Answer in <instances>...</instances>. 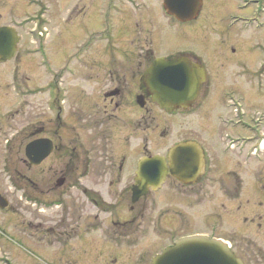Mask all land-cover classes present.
<instances>
[{"label":"flooded vegetation","instance_id":"af4514ba","mask_svg":"<svg viewBox=\"0 0 264 264\" xmlns=\"http://www.w3.org/2000/svg\"><path fill=\"white\" fill-rule=\"evenodd\" d=\"M103 1L101 0V7ZM117 1L118 4L131 5L132 10L136 9L135 6L141 7L139 0ZM259 1L245 0L244 6H252ZM246 7L229 14L224 33L223 30L219 32L222 34L220 37L216 36L213 18L203 15L202 1L198 3L196 17L188 20L170 15L162 4L168 25H173L169 27L175 29L174 34L153 30L155 27H162L156 15L147 18L144 28L135 34L140 23L126 12L127 16L121 19L120 27L116 26L118 30L114 26L112 32L107 29L97 43H84L79 53L72 56L71 35L68 29L64 31L71 21V0H0V28L10 27L11 32H15L14 37L11 35L7 38V45L0 47V107L5 106L9 91L19 95L20 107L29 101L26 97L30 95L47 96L52 116L48 127H42L35 139L47 138L52 141L50 156L57 154L65 158L61 172L63 176L60 178L62 184L68 183V187H79L82 190L80 210L76 207L75 212L70 215L68 212L59 219L52 218L49 221L52 223L49 231L53 234L50 243L53 244V249L59 246L64 251L67 264L69 258L75 256L65 252L67 248L77 251L76 257L81 261L89 256L94 263H98V260L102 261L105 239L123 241L128 238V243L133 244L132 248L136 245L131 242L140 239L131 236L134 230L140 228L135 226L137 216H103L107 212L102 209L105 199L102 192L92 188L97 186L106 185L110 196L118 194V187L123 183L124 189L131 193L133 204L142 199L146 201L149 196L158 195L162 191L179 196L182 201H191L194 205L204 199L202 193L209 194L211 198L221 196L224 201L237 200V210L240 212H246L250 208L253 213L251 222L263 227L264 179L255 178L249 183L245 165L249 153L259 156L258 149L264 140V131L259 133L261 139L256 146L255 138H249L245 133L243 121L233 117L235 107L243 102L239 93L247 63L250 62L256 71L261 65L258 59H248L243 52L238 51L235 38L232 41L228 38L229 33L234 31L239 36L241 31L244 32V29L254 24L252 17L247 15ZM117 12L120 13L119 6L116 7ZM204 17L208 19H202ZM59 25H62L61 31ZM165 25L168 26L166 23ZM204 26L207 28L203 29ZM57 28L58 36L55 34ZM131 28L134 34H130ZM186 28L192 30L188 32L192 36L187 41L184 40ZM141 33L144 34L143 37L140 36ZM56 37L59 38L58 41ZM14 40L13 57L3 59L8 45ZM199 40L204 48L198 44ZM56 42L59 51L55 52L57 55H51L52 48L55 49L52 43ZM184 42L188 44L185 45ZM217 44L223 50H214ZM93 45L97 49L92 50ZM207 48L209 51L205 50ZM61 58L63 63L60 62ZM73 58L77 59L79 66H72ZM160 58L182 59L186 65L204 69L197 71L204 72L207 79L201 84L197 98L188 109L179 107L169 112L161 108L155 101L151 83L143 82L147 71ZM37 64L48 71L50 78L48 82L33 85L26 73L35 69ZM219 69H226L230 77L224 85H218V88L223 89L216 101L217 108L214 110L218 109L217 113L211 116L207 113V108L215 99L212 96L215 84L212 76ZM19 77L20 81L15 82ZM9 79L13 82H9ZM215 82L218 84V78ZM72 105L78 109L72 110ZM23 110L17 109L16 113L20 114ZM158 110L168 115L172 119L170 124L177 128V140L168 147L165 154H152L148 149L152 138L153 112ZM184 113L195 114L196 117L205 115L207 119L204 120L206 124L199 123V131H195V136L180 140L179 123L183 120ZM2 119L0 116V132L3 129ZM77 124L79 132L73 133ZM167 132L168 130L162 132L161 139L166 137ZM77 139H80V146H73V143L77 144ZM185 141L197 143L203 160L194 179L188 182L171 173L169 160L171 148ZM156 155L166 160V179L157 190L150 188L146 195L133 202V187L136 185L139 166L144 160ZM177 168L179 169V164ZM88 203L90 209L96 210L88 211ZM250 203L253 204L249 205ZM221 207H225L224 202ZM134 208V205L129 206V215ZM172 212V217H175L179 209ZM165 214L168 215L165 212L163 219ZM245 218L248 217L245 215ZM107 219H110L112 226H104V220ZM36 225L39 227L41 224L38 222ZM262 252L263 250H258L261 257ZM58 259L62 261L63 258ZM152 259L153 257L148 264H151ZM144 260L141 258L139 262H145ZM109 261L116 264L118 258L115 255L109 257ZM136 262L139 263L138 259Z\"/></svg>","mask_w":264,"mask_h":264},{"label":"rangeland","instance_id":"374dc122","mask_svg":"<svg viewBox=\"0 0 264 264\" xmlns=\"http://www.w3.org/2000/svg\"><path fill=\"white\" fill-rule=\"evenodd\" d=\"M244 1L202 0L203 15H208L215 21L217 37L222 35L219 34L220 31L223 30L224 33L229 14L237 13L246 7ZM138 2L141 7L135 6L136 9L132 10L131 5L118 4L117 0H104L102 7L101 0H71V21L64 31L68 29L71 35L72 56L79 53L84 43H97L100 37L106 34L107 29L112 32L114 26L115 30H118L121 19L127 16L126 12L133 15L132 18L140 23L135 34L144 28L147 18H153L155 15L160 20L161 24H158L162 27H155L153 30H159V33L164 34H174L175 29L169 27L173 25H168V18L162 9L163 0H139ZM117 6L120 7V13H116ZM246 10L248 16H254V24L244 29V32L241 31L239 36L234 31L229 33L228 38L231 41L235 38L238 42V51L243 52L248 59H258L261 65L256 71L257 69L253 70L250 62L247 63L242 90L239 93L243 102L234 111L233 117L243 121L245 133L249 138H255L257 146L261 139L259 133L264 131V2L259 1L252 6H247ZM202 19L207 20L208 17ZM206 28V26L203 27V29ZM58 31L59 28L56 30V36H58ZM190 31H192L190 28L184 29L185 41L192 36L188 33ZM130 34H134L132 28ZM140 36L143 37L144 34L141 33ZM198 39L202 40L200 37ZM56 40L58 41L59 38L56 37ZM52 44L55 49L52 48L51 55H54L59 50H57V42ZM184 44L188 43L184 42ZM215 47L214 50H223L218 44ZM91 49L97 48L93 45ZM205 50L209 51V48ZM37 62L38 59H36ZM72 66H79L77 59H72ZM35 67L27 73L23 71L28 76L29 82L33 85L48 82L50 78L48 71L38 64ZM216 74L218 84L215 82ZM216 74L212 76L213 83H215L212 96L215 99L207 108V113L211 116L217 113L218 109H214L223 89L218 88V85H224L230 77L226 69H219ZM20 79L19 77V80L15 82H19ZM10 81L13 82L9 79ZM26 99L29 101L20 107L19 95L14 91H9L5 106L0 107L2 110L0 116L3 117V129L0 132V194L10 204L7 209H0V264H67L64 251L59 246L53 249V244L50 243L53 234L49 231L52 224L49 221L52 218L59 219L68 212L70 215L75 212L76 207L80 210L82 190L79 187H68V183L60 184L65 160L63 156L53 154L38 166H31L27 162L25 146L39 136L38 131L42 127H48L52 113L49 110L46 95H30ZM67 105L70 106L71 103ZM21 108L24 110L17 114L16 110ZM70 108L78 109L73 105ZM153 116L152 138L148 149L152 154H165L168 147L177 140V128L170 124L172 119L160 110L154 111ZM205 119H207L205 115L196 117L195 114L184 113V118L179 123V139L195 136V131H199V123L206 124ZM165 130H168L166 137L161 139V134ZM76 132H79L78 124L75 130L73 129V133ZM79 140L77 139L75 141L77 144L73 143V146H80ZM262 144L264 140L261 141L260 147ZM248 146L251 145L248 144ZM258 154L259 156L249 153L247 156L245 175L249 183L255 178L264 179L263 147ZM122 184L118 187L119 193L110 196L106 185L92 188L99 190L104 196L105 202L102 209L107 212H104L103 216L114 215L116 217L119 214L124 218H131L133 215L138 217L135 226L140 228L131 234V236L140 238L137 242H131L136 247L132 248L133 244L128 243V238L123 241L119 240L120 242L105 239L102 261L98 260V263H94L89 256L81 261L76 257L77 251L73 249L70 251L67 248L65 252L67 251L71 256L75 255L69 258V264H115L109 261V257L112 258L115 255L118 258L116 264H148L152 257L176 239L197 234L229 241L233 251L246 264H264V225L260 228L256 223L251 222L253 213L250 212V208L246 212L238 211L237 200L224 201L221 196L211 198L209 194L202 193L201 196L204 199L194 205L190 203L191 201L185 199L182 201L179 196L162 191L158 195L149 196L146 201L142 199L133 204L130 191L127 192V189H124L125 184ZM222 202L225 203V207H221ZM89 205L88 203L87 207ZM130 205H134L135 208L129 215ZM144 205H146L145 208ZM89 207L88 211L96 210ZM167 209L169 210L166 211ZM176 209H179V212L172 217V211ZM165 212L168 215L165 214L163 219ZM38 222L41 224L39 227L36 225ZM104 226H112L110 219L104 220ZM259 249L263 250V257L258 254ZM59 257L63 258L62 261H59ZM141 258L146 261L139 262ZM137 259L139 263L136 262Z\"/></svg>","mask_w":264,"mask_h":264},{"label":"water","instance_id":"95a60500","mask_svg":"<svg viewBox=\"0 0 264 264\" xmlns=\"http://www.w3.org/2000/svg\"><path fill=\"white\" fill-rule=\"evenodd\" d=\"M201 0H164L166 10L181 20L193 19ZM15 36L10 27L0 28V47L7 45V38ZM15 40L8 45L3 59H11L15 51ZM192 70H194L192 72ZM202 68L186 65L182 59H158L147 71L143 82H150L155 101L168 111L187 108L197 97L199 88L206 81ZM53 143L47 138L31 141L25 155L31 166L41 164L52 152ZM170 171L182 181L194 179L202 165V153L197 143L185 141L169 151ZM179 164V169L177 168ZM179 171V175H178ZM168 173L167 163L162 156L144 160L137 172L133 187V202H137L148 190L161 187ZM62 184V181L60 182ZM8 200L0 194V208L8 206ZM152 264H245L236 256L227 242L207 235H192L178 239L154 257Z\"/></svg>","mask_w":264,"mask_h":264}]
</instances>
